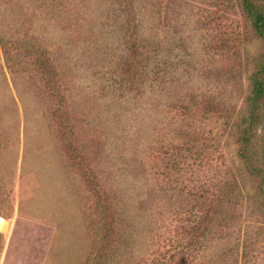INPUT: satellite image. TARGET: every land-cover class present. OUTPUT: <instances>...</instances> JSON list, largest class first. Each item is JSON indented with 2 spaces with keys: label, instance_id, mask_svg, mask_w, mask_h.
Returning <instances> with one entry per match:
<instances>
[{
  "label": "rangeland",
  "instance_id": "obj_1",
  "mask_svg": "<svg viewBox=\"0 0 264 264\" xmlns=\"http://www.w3.org/2000/svg\"><path fill=\"white\" fill-rule=\"evenodd\" d=\"M262 63L241 0H0V264H264Z\"/></svg>",
  "mask_w": 264,
  "mask_h": 264
},
{
  "label": "trees",
  "instance_id": "obj_2",
  "mask_svg": "<svg viewBox=\"0 0 264 264\" xmlns=\"http://www.w3.org/2000/svg\"><path fill=\"white\" fill-rule=\"evenodd\" d=\"M244 11L252 21V26L258 37L264 38V11L259 10L252 0H241ZM40 50V49H38ZM44 51V49H41ZM30 53V52H29ZM31 54V53H30ZM31 55H35L38 66L43 70L50 72L52 63L43 55L41 51H35ZM252 90L248 97V116L242 120V129L238 137L239 156L244 164L254 176L260 177L264 182V163H256L255 145L259 138L258 131L264 130V123L260 119L262 103L264 101V63L255 70L251 75ZM264 193V185L262 186Z\"/></svg>",
  "mask_w": 264,
  "mask_h": 264
},
{
  "label": "bare ground",
  "instance_id": "obj_3",
  "mask_svg": "<svg viewBox=\"0 0 264 264\" xmlns=\"http://www.w3.org/2000/svg\"><path fill=\"white\" fill-rule=\"evenodd\" d=\"M6 227H7V222L2 217H0V231L5 230Z\"/></svg>",
  "mask_w": 264,
  "mask_h": 264
}]
</instances>
